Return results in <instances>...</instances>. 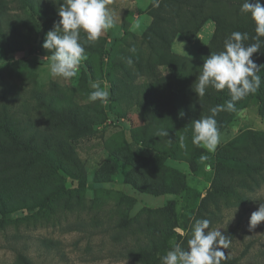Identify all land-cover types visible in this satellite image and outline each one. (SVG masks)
<instances>
[{"label":"rangeland","instance_id":"obj_1","mask_svg":"<svg viewBox=\"0 0 264 264\" xmlns=\"http://www.w3.org/2000/svg\"><path fill=\"white\" fill-rule=\"evenodd\" d=\"M194 2L191 13L153 7V0H113L115 27L85 44L87 61L64 80L49 74L52 51L42 47L60 19L59 0H0V114L5 106L23 141L45 147L67 170L0 175V264H24L20 254L35 264H160L173 241L187 248L196 219H209L210 230L231 241L223 251L233 264H264V221L248 228L264 204V79L235 111L216 115L222 137L214 154L191 142L192 121L231 99L227 89L209 87L198 97L194 88L204 60L237 31L243 0ZM252 59L264 65V55ZM95 80L109 91L107 103L88 101ZM161 129L168 136H157ZM9 140L0 129V141ZM62 148L73 151L76 169ZM77 173L85 180L80 191ZM44 196L48 206L28 207ZM139 245L135 261L130 250Z\"/></svg>","mask_w":264,"mask_h":264},{"label":"clouds","instance_id":"obj_2","mask_svg":"<svg viewBox=\"0 0 264 264\" xmlns=\"http://www.w3.org/2000/svg\"><path fill=\"white\" fill-rule=\"evenodd\" d=\"M57 3V0H53ZM113 0H59L58 16L60 19L54 22L53 29L46 34L42 47L51 50L49 74L52 77H60L71 80L78 76L82 61H87L85 44L96 42L107 30L115 27V20L107 5ZM160 0H153V7H159ZM239 11L250 15L255 24L256 42L245 45L249 39L247 32L233 31L224 40L223 50L211 53L204 60L202 70L198 75V82L194 91L198 97H204L206 90L211 87L216 91L228 90L231 99L223 105L210 108L211 115L204 116L192 121V144L202 147L207 153L214 154L221 143V131L217 126L216 115L221 111H235L236 103L255 94L261 85L262 78L258 75V66L252 56L261 49L264 41V5L261 0H243ZM138 23L136 27H138ZM81 32L86 34L82 42ZM135 51V48L132 49ZM128 63L132 61L129 58ZM99 80L91 81L93 89L88 95V101H101L107 103L109 91L101 87ZM179 115L182 117L183 112ZM168 130L161 129L157 136H168ZM180 146L185 148V136L179 137ZM209 155L201 154L200 163L206 171L212 170V165L206 163ZM238 210V209H237ZM236 210V211H237ZM264 221V204L258 210L251 213L248 228L254 230L257 225ZM209 219H196L192 225L191 238L187 240V248L173 241V247L160 257V264H222L229 259L223 249L230 247L231 241L222 234L219 229L210 230ZM180 236L186 233L182 228H175Z\"/></svg>","mask_w":264,"mask_h":264},{"label":"trees","instance_id":"obj_3","mask_svg":"<svg viewBox=\"0 0 264 264\" xmlns=\"http://www.w3.org/2000/svg\"><path fill=\"white\" fill-rule=\"evenodd\" d=\"M195 0H163L160 2V7L165 6H175L179 5L182 7L189 8V11L191 13H194V9L197 6ZM255 2V0H252ZM264 1V0H261ZM38 7V6H37ZM152 13L154 15L159 16L162 21H165V18H163L160 13L158 12L157 8H154ZM237 31L240 32H247L249 34V39L246 41L247 43H255L256 41L252 39L256 36L255 32V24L251 20L250 15L244 14L243 20H239L236 24ZM159 37L163 39V41L166 42L164 35L159 34ZM261 41H264V37H260ZM259 55H264V43L261 44V49L259 52H257ZM258 66H260V70L264 72V65L262 60H258L256 62ZM264 79V75L261 77ZM44 109L45 114V105H42ZM0 114V129L3 130V132L8 136L10 139V142H4L0 141V175L1 179L3 180H11L15 177L16 171L17 173L25 172L26 170L33 169L35 173H37L38 178L45 177V170L50 169L52 172L56 174H62L65 173L67 170L66 168L60 163V161H57L54 157H52V154L50 152L45 151V147L37 146L33 143H31L29 140L28 142L23 141L22 133L20 131L16 132L11 126L10 123V115L8 114V110L4 106ZM60 155L62 156V159L71 164L75 167L78 166V161L74 157V153L71 149L62 148L60 150ZM159 154L157 153L156 156ZM74 178L76 180V187L74 190L80 191L85 186V180L83 176L80 173H77L74 175ZM56 191H52L48 194V196H52L55 194ZM79 203L82 201V197L79 195L77 196ZM48 199L45 198L41 199L38 203H35L33 205H29L28 207L31 208H40L44 207L45 205L48 206ZM11 211V209L9 210ZM5 204L4 200L0 198V215H5ZM142 247L140 245L134 249H131L130 254L133 256V259L135 261L140 260L139 255H141ZM22 257V261L24 264H35L31 258L26 257L23 254H20ZM234 259L230 258L226 261H222V264H233ZM145 264H153L152 261L145 262Z\"/></svg>","mask_w":264,"mask_h":264}]
</instances>
